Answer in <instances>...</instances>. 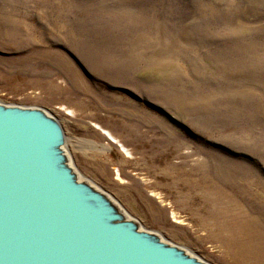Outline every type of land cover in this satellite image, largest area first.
Here are the masks:
<instances>
[{"label":"rangeland","instance_id":"1","mask_svg":"<svg viewBox=\"0 0 264 264\" xmlns=\"http://www.w3.org/2000/svg\"><path fill=\"white\" fill-rule=\"evenodd\" d=\"M0 102L145 229L264 264V0H0Z\"/></svg>","mask_w":264,"mask_h":264},{"label":"water","instance_id":"2","mask_svg":"<svg viewBox=\"0 0 264 264\" xmlns=\"http://www.w3.org/2000/svg\"><path fill=\"white\" fill-rule=\"evenodd\" d=\"M0 264L210 263L82 177L58 118L0 102Z\"/></svg>","mask_w":264,"mask_h":264},{"label":"bare ground","instance_id":"3","mask_svg":"<svg viewBox=\"0 0 264 264\" xmlns=\"http://www.w3.org/2000/svg\"><path fill=\"white\" fill-rule=\"evenodd\" d=\"M106 132H108V131H106ZM109 133V132H108ZM109 135H111V133H109ZM109 138H111V139H113L115 142H117V143H120L118 140H117V138H115V137H109ZM121 146H123V145H121ZM207 229H209L208 227H207ZM230 230H231V232L232 233H234L235 234V232L236 233H245L247 236H253L252 235V233H250V231H248L247 229H245V227H244V225L242 224V223H238V224H236V225H231L230 226ZM243 251H244V253L245 254H247L248 253V251H249V249H248V247L247 246H244L243 248Z\"/></svg>","mask_w":264,"mask_h":264}]
</instances>
